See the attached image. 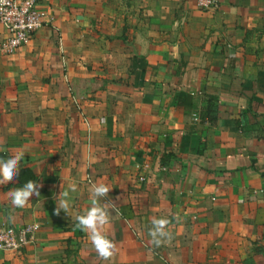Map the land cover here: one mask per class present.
<instances>
[{"label": "crops", "instance_id": "1", "mask_svg": "<svg viewBox=\"0 0 264 264\" xmlns=\"http://www.w3.org/2000/svg\"><path fill=\"white\" fill-rule=\"evenodd\" d=\"M36 7L45 23L0 55V159L26 152L40 196L15 208L8 193L22 185H0V229L39 228L0 264H264V0ZM72 182L71 216L55 215ZM92 182L116 204L109 261L74 219ZM160 216L172 240L155 247Z\"/></svg>", "mask_w": 264, "mask_h": 264}, {"label": "clouds", "instance_id": "2", "mask_svg": "<svg viewBox=\"0 0 264 264\" xmlns=\"http://www.w3.org/2000/svg\"><path fill=\"white\" fill-rule=\"evenodd\" d=\"M0 147V151H4ZM26 152L17 151L7 159H0V185H6L14 181L19 175L21 161ZM41 184L34 180H28L22 186L13 188L8 193L11 205L15 208L25 207L35 195L40 196ZM111 187L103 182H92L89 186L90 207L83 213L75 215L77 227L87 233L92 247L100 260L109 261L116 255L117 247L115 242L109 238L106 226L110 224L112 210H116V204L108 197ZM77 191L76 182L69 184L67 189H62L56 200L54 214L60 215L61 210L71 216L70 192ZM173 219L179 220L178 216ZM172 220L168 216L153 217L151 227L148 229L150 243L160 247L164 243H171L172 233L169 230Z\"/></svg>", "mask_w": 264, "mask_h": 264}, {"label": "built area", "instance_id": "3", "mask_svg": "<svg viewBox=\"0 0 264 264\" xmlns=\"http://www.w3.org/2000/svg\"><path fill=\"white\" fill-rule=\"evenodd\" d=\"M37 0H0V25L5 37L0 41V55L13 54L25 45L35 30L43 22L37 10ZM199 10L209 11L218 7V0H195ZM82 122L87 125V119L80 113ZM195 120L196 117L193 116ZM143 177L139 176V180ZM87 182L90 179L87 177ZM39 226L30 223L21 227H5L0 229V251H19L28 242L33 241Z\"/></svg>", "mask_w": 264, "mask_h": 264}, {"label": "trees", "instance_id": "4", "mask_svg": "<svg viewBox=\"0 0 264 264\" xmlns=\"http://www.w3.org/2000/svg\"><path fill=\"white\" fill-rule=\"evenodd\" d=\"M207 113V112H205ZM203 116H201L202 118ZM260 122H261V129H263L264 131V111L262 114H260ZM210 118H207V121H209ZM264 176V173L262 174ZM18 183H20L21 185H23L24 183H26L28 180H34V175L32 174V172L28 169H20L19 175L16 177L15 179Z\"/></svg>", "mask_w": 264, "mask_h": 264}]
</instances>
